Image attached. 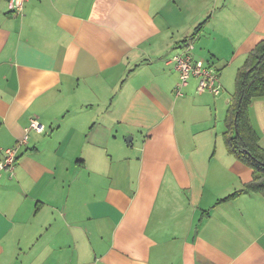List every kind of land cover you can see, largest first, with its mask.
Here are the masks:
<instances>
[{
	"label": "crops",
	"instance_id": "0c3cea01",
	"mask_svg": "<svg viewBox=\"0 0 264 264\" xmlns=\"http://www.w3.org/2000/svg\"><path fill=\"white\" fill-rule=\"evenodd\" d=\"M263 39L264 0H0V160L27 137L0 175V264H264L232 94L191 76L177 95L172 61L192 43L222 87ZM249 116L264 147V96Z\"/></svg>",
	"mask_w": 264,
	"mask_h": 264
},
{
	"label": "trees",
	"instance_id": "16d2710c",
	"mask_svg": "<svg viewBox=\"0 0 264 264\" xmlns=\"http://www.w3.org/2000/svg\"><path fill=\"white\" fill-rule=\"evenodd\" d=\"M202 26L199 25L197 30ZM193 34L192 36H194ZM219 73V70L216 69ZM264 96V39L249 53L247 62L237 74L236 89L229 101L225 131L229 151L253 168V178L247 184L252 191H264V147L249 116L253 99ZM233 193L221 200L229 199Z\"/></svg>",
	"mask_w": 264,
	"mask_h": 264
},
{
	"label": "built area",
	"instance_id": "2783aa9c",
	"mask_svg": "<svg viewBox=\"0 0 264 264\" xmlns=\"http://www.w3.org/2000/svg\"><path fill=\"white\" fill-rule=\"evenodd\" d=\"M27 0H8V7L11 12L22 13ZM193 45L189 43L183 52L175 54L172 61L175 68L179 72V83L177 85V95L182 94V87L188 84L191 76L200 78L198 92H211L214 95H219L221 92L220 75L216 68L207 64L201 59H196L192 53ZM30 127L37 132H42L45 125L38 119H31ZM26 138L22 139L17 146L5 150L4 157L0 160V175L4 170H13L18 158L19 145L26 142Z\"/></svg>",
	"mask_w": 264,
	"mask_h": 264
},
{
	"label": "rangeland",
	"instance_id": "374dc122",
	"mask_svg": "<svg viewBox=\"0 0 264 264\" xmlns=\"http://www.w3.org/2000/svg\"><path fill=\"white\" fill-rule=\"evenodd\" d=\"M227 78L228 79H226V82L222 85L221 91H222L223 94L226 92V95L230 96V94H233L235 92V89H236V79H235L236 77L233 76V74H232L230 76L228 75ZM191 105L192 104L190 103L189 106H191ZM208 112L211 114V116H213L212 122H214V116H215L214 115L215 114L214 107H212V110L211 111H210V109H206V113H205L206 120L203 121V122H195V123H199L201 125H196L195 126V129H194V132H199L202 128H204V126H206V124H207V117H208L207 113ZM184 120H188L192 124V116H189V117L186 116L184 118ZM195 123H193V124H195Z\"/></svg>",
	"mask_w": 264,
	"mask_h": 264
},
{
	"label": "water",
	"instance_id": "95a60500",
	"mask_svg": "<svg viewBox=\"0 0 264 264\" xmlns=\"http://www.w3.org/2000/svg\"><path fill=\"white\" fill-rule=\"evenodd\" d=\"M131 138H132V137H131V136H129V137L126 139V140H127V141H131Z\"/></svg>",
	"mask_w": 264,
	"mask_h": 264
}]
</instances>
